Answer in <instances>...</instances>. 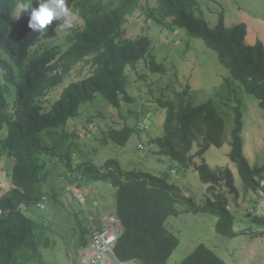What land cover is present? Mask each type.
Wrapping results in <instances>:
<instances>
[{
    "label": "trees",
    "instance_id": "1",
    "mask_svg": "<svg viewBox=\"0 0 264 264\" xmlns=\"http://www.w3.org/2000/svg\"><path fill=\"white\" fill-rule=\"evenodd\" d=\"M200 1L157 0L158 7L148 11L149 18L166 29L182 30L189 37L203 41L217 53L220 64L231 76L226 81L225 101L223 95L219 101L209 99L197 105L187 104L186 91L176 94L175 101L157 100L167 113L164 136L153 139L152 143L158 146L160 154L186 171L198 174L209 193L201 203L167 178L143 170L124 171L115 159L107 160L102 166L87 161L73 167L70 153L56 151L49 144L51 140L57 143L66 139L68 122L97 95L117 109L124 103H132L127 70H137L141 60L148 57L154 72L163 70L151 55L149 34L125 36L124 25L139 8V0H119L110 10L94 4L93 0H66L68 7L84 20V27L74 30L68 48L60 55L55 48H48L33 56L30 50L40 42L42 34L29 28L30 13L19 19L12 16L17 5L28 0H0V70L7 81L0 85V161L5 159L8 165L12 162V189L0 196V264H45L42 250L50 245L46 237L48 227L29 213L36 207L42 208L52 197L45 191V183L49 178L48 166L55 160L69 171L66 177L73 184L80 177H87L116 188L115 210L125 227L115 246L121 261L168 264L180 243L167 228L170 217L211 214L217 218L218 234L229 238L242 234L235 231L236 217L229 210V196L235 195V199L238 196L232 173L226 170L224 175H218L197 159L204 161L203 156L211 147L224 146V111L231 110L234 126L230 133L229 159L238 169L245 192L264 194V186L259 182L264 180V166L252 167L244 156L243 103L234 97L237 105H230L231 96L240 93L236 83L243 93L258 101L264 112V44L259 40L253 45L246 44V24L227 28L222 14L217 25L211 26L202 15H197ZM31 2L33 8H38L39 0ZM58 24L60 21H53L48 31L55 30ZM79 62L92 67L91 75L70 83L51 109L45 110L43 99L47 92L59 85ZM11 99L15 109L12 116L8 113ZM135 131L129 126L110 129L106 140L125 146ZM59 133L61 137L57 139ZM196 135L202 137V142L194 153ZM75 172L79 175L72 177L71 173ZM252 223L264 228V217L255 216ZM82 229L81 248L87 244L89 232L85 226ZM179 264L228 263L205 244H199Z\"/></svg>",
    "mask_w": 264,
    "mask_h": 264
},
{
    "label": "rangeland",
    "instance_id": "2",
    "mask_svg": "<svg viewBox=\"0 0 264 264\" xmlns=\"http://www.w3.org/2000/svg\"><path fill=\"white\" fill-rule=\"evenodd\" d=\"M93 3L110 10L119 4V0H93ZM139 5L134 14L127 18L125 36L134 38L149 34L152 38L151 55L163 70L154 72L148 57L141 60L137 70H127L128 92L133 98L132 103H124L117 109L97 95L94 100L82 106L76 118L68 122L65 140L57 143L48 141L52 149L70 153L73 167L87 161L102 166L107 160L115 159L124 171L143 170L167 178L169 182L178 184L187 196L201 203L209 193L207 186L200 182L198 174L186 171L171 158L160 154L158 146L152 143L153 139L164 136L167 113L157 100L175 101L176 94L186 91L187 104L197 105L209 99L219 101L223 95L225 101V97H228L226 81L231 76L220 64L217 53L203 41L189 37L182 30L172 32L149 18L148 9H156L157 0H139ZM15 10L12 13L14 18ZM70 10L73 13L70 17L72 27L68 30L57 27L42 34L40 42L30 50L32 56L48 48H55L60 55L68 48L74 30L84 27V20L73 9ZM221 14L227 28L239 23L246 24V44L253 45L258 40L264 44V0L200 1L197 15H202L211 26L217 25ZM92 71L90 65L79 62L59 85L47 92L43 99L44 109L50 110L70 83L83 80ZM6 83L4 72L0 70V85ZM235 87H238L240 93L231 96L230 105H237L235 98L243 103L244 156L252 167H262L264 112L253 96L243 93L236 83ZM9 103L8 113L12 116L15 111L14 101L11 99ZM224 113V146L211 147L203 156L204 161L198 158L197 162H204L218 175H224L226 170L232 173L238 196L236 199L235 195L229 196V210L236 217L235 231L242 234L235 238L218 234L215 229L217 218L211 214L170 217L167 228L179 238L180 243L168 264H179L199 244L208 246L228 264H264V228L252 223L255 216L264 217V194L245 192L238 169L229 159L234 115L227 109ZM124 126L136 130L125 146L106 140L110 129H122ZM60 137L59 133L57 139ZM201 142L202 137L196 135L194 153L199 150ZM11 166L12 162L8 165L5 159L0 161V196L12 189ZM47 171L49 178L45 183V191L52 197L41 205H44L43 209L39 206L29 213L30 217L48 227L46 237L50 245L42 250L43 259L45 264H79L82 228L88 226L90 219L99 221L106 215L117 214L116 188L105 181L80 176L77 183L73 184L66 177L69 171L58 160L50 164ZM78 175L77 172L71 173L72 177ZM259 182L264 186V180ZM73 185L78 187L76 192L71 191Z\"/></svg>",
    "mask_w": 264,
    "mask_h": 264
},
{
    "label": "built area",
    "instance_id": "3",
    "mask_svg": "<svg viewBox=\"0 0 264 264\" xmlns=\"http://www.w3.org/2000/svg\"><path fill=\"white\" fill-rule=\"evenodd\" d=\"M73 186L71 191L76 192L78 187ZM87 229L88 242L82 247L79 264H138L121 261L115 253V246L125 232L124 224L116 213L99 221L90 219Z\"/></svg>",
    "mask_w": 264,
    "mask_h": 264
},
{
    "label": "clouds",
    "instance_id": "4",
    "mask_svg": "<svg viewBox=\"0 0 264 264\" xmlns=\"http://www.w3.org/2000/svg\"><path fill=\"white\" fill-rule=\"evenodd\" d=\"M25 13H30L29 28L41 34L47 33L53 21L63 20V23L57 26L62 30H68L72 27L70 17L73 13L66 0H39L38 8H33L31 0L19 3L14 13L15 18L19 19Z\"/></svg>",
    "mask_w": 264,
    "mask_h": 264
}]
</instances>
